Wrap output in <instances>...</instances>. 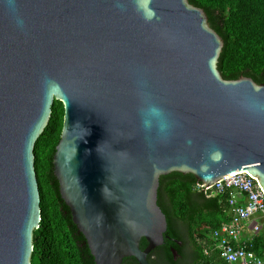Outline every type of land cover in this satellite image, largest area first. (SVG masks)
Returning <instances> with one entry per match:
<instances>
[{
    "label": "water",
    "instance_id": "water-1",
    "mask_svg": "<svg viewBox=\"0 0 264 264\" xmlns=\"http://www.w3.org/2000/svg\"><path fill=\"white\" fill-rule=\"evenodd\" d=\"M223 48L189 0H0V264H32L36 143L56 100L54 173L96 264H151L168 229L161 176L212 187L246 171L264 192V83L224 78ZM142 92L169 114L170 138L141 129Z\"/></svg>",
    "mask_w": 264,
    "mask_h": 264
},
{
    "label": "trees",
    "instance_id": "trees-1",
    "mask_svg": "<svg viewBox=\"0 0 264 264\" xmlns=\"http://www.w3.org/2000/svg\"><path fill=\"white\" fill-rule=\"evenodd\" d=\"M203 8L224 40L218 68L226 79L247 76L264 83V0H189ZM64 106L53 105L49 125L36 143V172L41 192L42 221L34 231L32 264H96L87 240L61 196L53 158L61 138ZM191 174L161 176L158 204L167 216L164 244L149 255L151 264H227L212 236L230 220V193L206 191ZM181 242V243H179ZM148 245L141 241V248ZM252 249L259 253L255 242ZM174 248L178 254L175 258ZM181 256V257H180ZM122 264H139L127 257Z\"/></svg>",
    "mask_w": 264,
    "mask_h": 264
},
{
    "label": "built area",
    "instance_id": "built-area-1",
    "mask_svg": "<svg viewBox=\"0 0 264 264\" xmlns=\"http://www.w3.org/2000/svg\"><path fill=\"white\" fill-rule=\"evenodd\" d=\"M206 191L230 193V220L214 229L212 236L227 264H264V251L257 253L243 240L246 228L258 234L264 226V192L256 178L246 171L227 174Z\"/></svg>",
    "mask_w": 264,
    "mask_h": 264
},
{
    "label": "clouds",
    "instance_id": "clouds-1",
    "mask_svg": "<svg viewBox=\"0 0 264 264\" xmlns=\"http://www.w3.org/2000/svg\"><path fill=\"white\" fill-rule=\"evenodd\" d=\"M16 23L22 26L23 20L17 16ZM140 87L143 89V81L140 82ZM141 94L145 96L139 108V123L141 129L147 137H151L155 134L161 139L166 140L170 138L173 129V121L170 119L169 114L162 106L147 99L146 94L143 92ZM254 107L257 110L264 111V106L262 105L254 104ZM187 143L191 145L192 141L189 139Z\"/></svg>",
    "mask_w": 264,
    "mask_h": 264
},
{
    "label": "crops",
    "instance_id": "crops-1",
    "mask_svg": "<svg viewBox=\"0 0 264 264\" xmlns=\"http://www.w3.org/2000/svg\"><path fill=\"white\" fill-rule=\"evenodd\" d=\"M242 238L247 242H255L259 248V252L264 251V226L258 234H254L248 225V228L242 233Z\"/></svg>",
    "mask_w": 264,
    "mask_h": 264
},
{
    "label": "flooded vegetation",
    "instance_id": "flooded-vegetation-1",
    "mask_svg": "<svg viewBox=\"0 0 264 264\" xmlns=\"http://www.w3.org/2000/svg\"><path fill=\"white\" fill-rule=\"evenodd\" d=\"M181 257V256H180ZM177 259L179 258V257H176Z\"/></svg>",
    "mask_w": 264,
    "mask_h": 264
}]
</instances>
